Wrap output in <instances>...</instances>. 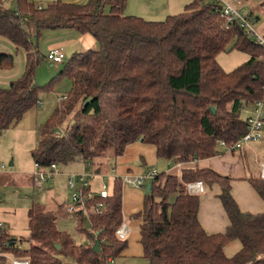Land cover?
<instances>
[{
    "label": "trees",
    "instance_id": "1",
    "mask_svg": "<svg viewBox=\"0 0 264 264\" xmlns=\"http://www.w3.org/2000/svg\"><path fill=\"white\" fill-rule=\"evenodd\" d=\"M5 1L0 0V36L25 51L26 63L21 75L0 87V131L37 106L60 77H68L72 86L67 97L39 125L40 138L32 150L36 164L48 168L81 158L89 169L103 172L105 159L122 156L129 144H151L158 158L183 166L158 170L151 191H145L143 209L133 215L141 219L140 241L149 264H264V212H244L232 194V178L197 164L222 152L220 140L231 145L246 132L244 108L264 97V46L238 20L227 28L217 1L194 0L183 12L160 21L127 15L128 0H52L44 6L15 0L17 9L7 8ZM246 14L253 22L252 13ZM59 28L91 34L99 47L73 54L59 76L40 87L35 83L43 57L39 38L45 29ZM229 49L250 58L226 71L218 55ZM14 66L13 54L0 53L1 69ZM58 126L66 133L54 137ZM194 181L221 185L219 197L230 217L225 232L209 233L202 226L201 197L187 191ZM250 181L264 199V178ZM122 184L115 180L101 213H71L59 206L75 216L79 232L90 242L78 244L60 230L58 211L33 205L27 247L0 227V264H12L11 257L30 264H68L67 259L106 264L110 256L118 257L128 246L117 234L124 221ZM234 239L243 247L228 257L224 247Z\"/></svg>",
    "mask_w": 264,
    "mask_h": 264
},
{
    "label": "crops",
    "instance_id": "2",
    "mask_svg": "<svg viewBox=\"0 0 264 264\" xmlns=\"http://www.w3.org/2000/svg\"><path fill=\"white\" fill-rule=\"evenodd\" d=\"M34 1L38 2L41 6H44L47 2L52 0ZM63 1L81 4L86 3L89 0ZM51 30L59 32H54L53 34H51V39L46 42L47 47H49L50 50L58 46L62 47L65 50V47L69 46L71 50H73L70 51L71 54L72 52H74L73 54H75L77 52H84L89 49L98 48V41L91 34H83L75 28H59ZM261 30L264 32V25L261 27ZM44 31H46V29ZM54 91L55 89L53 91L43 92L45 93V97L42 95L40 97L41 100H44L45 105L43 107L34 106L28 112L25 113V115H27L26 117H28L29 119L28 122L30 128H38L39 125L45 121V119L49 116V114L53 111L54 107L57 105L56 97L53 96ZM36 146L37 144L35 145V147ZM35 147H33V149ZM220 147L222 150L221 153L211 157L199 159L197 161V164L200 167L214 168L222 174L230 176L232 178V194L238 202L240 208L244 212H251L254 214L263 213L264 199L254 188L250 179L264 178L262 175V164L264 163V139L258 142L249 143L243 146L238 151L228 150L222 145ZM105 161L107 162V164H105L107 167L105 168V170H103V172H97L92 169H89V166H87V164L81 158L69 163L68 165H59V173H57L51 179L45 182L46 185L44 184L45 187H43L42 189L50 190V184H52L55 180L58 181H55L54 184H56L57 182L61 183V181H65V184L69 187L73 194L74 190L70 187L69 184V174L82 173L85 169H88L91 171L90 189L93 192H100L104 185L109 188V192H113L117 175H122L125 173H141L149 168H156L159 171H167L169 169H172L170 167L169 160L158 158L155 146L143 143L141 141L129 144L126 147L125 153L122 156H119L117 158L111 157L110 159L107 158L105 159ZM107 179H109V182L107 181ZM30 182L32 183L33 187L37 189L34 186L33 174H31ZM205 185V191L199 193L201 197L200 208L198 213L200 222L204 229L209 233L225 232L227 227L230 225V217L222 203V200L219 197L222 192V187L218 183H214L212 185L205 183ZM38 191L41 192V189H38ZM55 191L56 193H54L55 195L52 201H50L49 205H46V207L44 205L38 206L35 202L32 204V206L36 205L37 207H42L46 210L48 209L58 211L60 213L57 218L58 223L60 217L67 215L65 209H58L59 206L61 205L63 208L64 206L66 207V204H68L70 200L65 194L60 193L58 188H56ZM122 194V208L124 215L123 223H127L131 228L129 235L126 238L128 240V246L122 251V253L118 257L110 256L114 258L115 261L112 263L109 262V260L107 259L106 264H149L148 260L144 257V248L140 241L141 219H136L133 217L134 214L143 209L145 190L143 188H135L122 184ZM44 197L45 200L49 198L47 196ZM6 220V218H3L0 220V222L3 223V225L6 226V228H8V230L10 231L12 227L10 223ZM76 224L78 225L77 220ZM29 232L30 236L28 239H30L31 237V230ZM87 239L88 240H85L84 242L91 241L89 237ZM19 240L21 239L17 238L18 243H20ZM81 242H83V239ZM242 247V242L239 239H234L225 245L224 251L228 257H232L237 254L242 249ZM66 262L68 264H75L74 262L68 259L66 260Z\"/></svg>",
    "mask_w": 264,
    "mask_h": 264
},
{
    "label": "rangeland",
    "instance_id": "3",
    "mask_svg": "<svg viewBox=\"0 0 264 264\" xmlns=\"http://www.w3.org/2000/svg\"><path fill=\"white\" fill-rule=\"evenodd\" d=\"M193 1L194 0H128L125 13L127 15L142 16L148 20L160 21L167 19L169 15L183 12L186 6ZM204 1L215 2L219 0ZM242 1L243 3L241 5L237 2L236 5L245 13L250 11L252 13L254 27L259 32L264 33L261 30V27L264 25V0ZM5 6L12 9L18 8L15 0L5 1ZM106 9L109 11L108 7ZM54 32L59 31L46 29L41 38H39L40 51L43 57L36 71L35 83L40 87L47 85L53 78L59 76L60 71L65 66V64H53L47 59L50 49L47 47L46 42L51 39L50 35ZM65 51L67 53L65 63H68L74 52L71 54L70 51L73 50H71L69 46L65 47ZM3 52L14 55L15 66L10 70L0 68V87L9 85L11 81L21 75L25 69L26 63L25 51L23 49L18 50L7 38L0 36V53ZM249 58L250 55L248 53L235 49L223 51L218 55V60L226 71L234 70ZM71 86L72 84L68 77H60L55 86V91L53 92V96L56 97L57 103L59 102L58 97L62 98L66 95L70 91ZM42 91L44 90L42 89ZM41 95L44 96L45 93ZM26 116L27 115H24V117L14 126L12 125L10 129L2 132L0 131V167L3 164L6 165L5 169L0 168V187L2 189L0 195V220L3 218L7 219L6 221L9 222L12 227L10 233L23 240H19L22 247H27L29 244V211L34 202L38 206L44 205L46 207V205H49L50 201H52L55 195L54 193H56V188H58L60 193L65 194L70 202L72 199V191L65 184V181L54 184L55 181H58L55 180L50 184V190L41 189V192L35 189L30 182L31 174H33L36 169L32 157V149L38 143L40 132L39 127L36 129L29 127V119ZM242 117L246 118L244 112ZM12 161H14V165L10 166ZM176 168L178 167H173L172 170ZM107 181L109 182V179H107ZM187 191L189 192L188 189ZM44 196L49 198L45 200ZM57 226L60 230L68 232L78 244L88 240L86 234L78 231L75 216L73 214L60 217ZM82 239L83 242H81Z\"/></svg>",
    "mask_w": 264,
    "mask_h": 264
},
{
    "label": "built area",
    "instance_id": "4",
    "mask_svg": "<svg viewBox=\"0 0 264 264\" xmlns=\"http://www.w3.org/2000/svg\"><path fill=\"white\" fill-rule=\"evenodd\" d=\"M222 5V16L225 26L229 28L236 20H238L243 27L246 28L248 33L256 39L261 45L264 46V33L259 32L253 25L252 19L236 5V2L241 5L242 0H219L217 1ZM26 19V18H25ZM47 59L53 64H64L66 60V53L62 47L52 48ZM64 95L62 98H66ZM62 98H58L59 101ZM44 101L40 100L38 106L43 107ZM246 112V132L241 135L238 140L229 145L225 140H220V145L224 146L228 150L238 151L243 146L261 141L264 138V97L253 102L250 108H244ZM66 129L62 126H58L53 130L54 137H61L65 135ZM35 172L33 173L34 186L37 189H42L45 182L51 179L54 175L59 173V166L56 163H52L48 168L42 167L36 164ZM183 163L174 164L170 162V167L181 168ZM0 168H6V165H2ZM263 177H264V163L262 164ZM158 174L156 168H149L141 173H125L117 175L124 185L132 186L135 188H145L148 182H152L155 176ZM69 184L74 190L72 194L71 202L66 204L68 212L83 211L87 215L98 214L105 208L104 199L110 196L109 188L104 185L100 192H93L91 187V171L85 169L82 173L69 174ZM187 189L192 194L202 193L206 189V185L203 181H194L187 184ZM2 189L0 188V195ZM100 196L97 200L96 197ZM0 227L4 228L3 223L0 222ZM130 226L127 223H122L117 229V234L121 239H126L130 232ZM109 262H114V258H108ZM12 264H30V261L26 258L11 257Z\"/></svg>",
    "mask_w": 264,
    "mask_h": 264
},
{
    "label": "water",
    "instance_id": "5",
    "mask_svg": "<svg viewBox=\"0 0 264 264\" xmlns=\"http://www.w3.org/2000/svg\"><path fill=\"white\" fill-rule=\"evenodd\" d=\"M93 100V98L92 97H90L89 99H87L86 101H85V104H88V103H90L91 101ZM14 165V162L12 161L11 163H10V166H13ZM152 187H153V182H148V184H147V186H146V188H145V191L147 192V193H149L150 191H151V189H152ZM87 227H89L90 226V223H89V220L87 221ZM97 236V234H94L93 235V237H96ZM56 248H58V249H60L61 248V245L60 244H56ZM94 248H95V250H100V241L98 240V239H96V242H95V245H94Z\"/></svg>",
    "mask_w": 264,
    "mask_h": 264
}]
</instances>
